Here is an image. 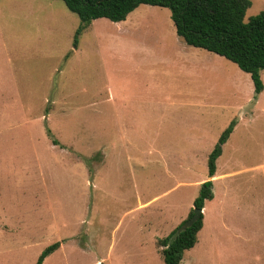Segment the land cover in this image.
<instances>
[{
	"label": "rangeland",
	"instance_id": "obj_1",
	"mask_svg": "<svg viewBox=\"0 0 264 264\" xmlns=\"http://www.w3.org/2000/svg\"><path fill=\"white\" fill-rule=\"evenodd\" d=\"M246 18L264 10L252 0ZM0 0V264H165L208 159L215 197L181 264H264V92L181 38L166 7L98 18ZM264 79V74H263ZM55 142V143H54Z\"/></svg>",
	"mask_w": 264,
	"mask_h": 264
},
{
	"label": "trees",
	"instance_id": "obj_2",
	"mask_svg": "<svg viewBox=\"0 0 264 264\" xmlns=\"http://www.w3.org/2000/svg\"><path fill=\"white\" fill-rule=\"evenodd\" d=\"M68 8L78 14L82 25L77 31L75 45L83 29L95 19L126 20L141 4L162 6L171 10V17L178 35L189 45L203 48L236 62L242 70L251 74L256 95L264 90L261 73L264 71V10L246 18L252 0H63ZM233 122L222 134L209 155L210 179L201 184L194 200L195 208H204L215 197L214 181L217 160L223 153V145L233 132ZM194 215L191 210L190 219ZM184 220L168 236L159 239L165 264H181L185 251L196 246L198 234L204 226V213L190 227L179 231ZM61 246L60 241L48 245L35 264H43L48 256Z\"/></svg>",
	"mask_w": 264,
	"mask_h": 264
},
{
	"label": "water",
	"instance_id": "obj_3",
	"mask_svg": "<svg viewBox=\"0 0 264 264\" xmlns=\"http://www.w3.org/2000/svg\"><path fill=\"white\" fill-rule=\"evenodd\" d=\"M203 213H204V208H195L194 215L190 219L184 222V224L181 226L179 231L185 230L188 227L192 226L201 217Z\"/></svg>",
	"mask_w": 264,
	"mask_h": 264
},
{
	"label": "crops",
	"instance_id": "obj_4",
	"mask_svg": "<svg viewBox=\"0 0 264 264\" xmlns=\"http://www.w3.org/2000/svg\"><path fill=\"white\" fill-rule=\"evenodd\" d=\"M263 74H264V71L261 73V76H262V79H263ZM263 81H264V79H263ZM262 92H264V90L262 91ZM261 92V93H262ZM55 143V142H54ZM217 173V172H216ZM216 176V175H215ZM213 178H215V177H213ZM204 227V226H203ZM203 229V228H202ZM200 233V232H199ZM198 241H199V234H198ZM198 243V242H197Z\"/></svg>",
	"mask_w": 264,
	"mask_h": 264
}]
</instances>
